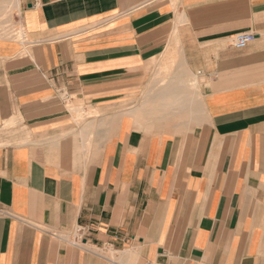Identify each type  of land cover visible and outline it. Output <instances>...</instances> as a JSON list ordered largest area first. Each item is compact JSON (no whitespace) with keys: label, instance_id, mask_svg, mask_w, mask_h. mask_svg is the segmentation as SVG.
<instances>
[{"label":"crops","instance_id":"0c3cea01","mask_svg":"<svg viewBox=\"0 0 264 264\" xmlns=\"http://www.w3.org/2000/svg\"><path fill=\"white\" fill-rule=\"evenodd\" d=\"M17 13L26 43L0 38V264H264V0ZM174 52L198 88L155 77Z\"/></svg>","mask_w":264,"mask_h":264},{"label":"rangeland","instance_id":"374dc122","mask_svg":"<svg viewBox=\"0 0 264 264\" xmlns=\"http://www.w3.org/2000/svg\"><path fill=\"white\" fill-rule=\"evenodd\" d=\"M17 6H18V0H0V38H5L8 40H13L25 44L27 38L25 36L24 28L19 23ZM232 47L235 50H241L234 47L233 44ZM169 55H162L153 64V67L155 68V72H156L155 77L158 78V81L162 84L170 82L173 79L174 74H177V72L181 71L183 72L182 74L183 78L187 79L188 82L192 84V87L194 89L198 88L199 85L201 84V79L198 78V76H196L194 73L189 74V71H187V69L185 68L182 59L178 57V52L177 54L175 53V55L174 54H169ZM63 97L64 99L67 98L65 94L63 95ZM68 109L72 114H74L76 119L83 120L88 114V112L84 111L82 102L77 100H74L73 103L69 102ZM173 111L174 110L172 109L171 111L169 112L166 111V112L174 113ZM144 124L146 126L149 124L153 125L152 123L146 121L144 122ZM166 125L173 126L175 124L167 123Z\"/></svg>","mask_w":264,"mask_h":264},{"label":"built area","instance_id":"2783aa9c","mask_svg":"<svg viewBox=\"0 0 264 264\" xmlns=\"http://www.w3.org/2000/svg\"><path fill=\"white\" fill-rule=\"evenodd\" d=\"M253 39V34L250 33H240L236 34L233 39V46L237 49L244 48L248 42H250ZM89 237V231L84 226H77L72 234V238L70 239V243L73 245H79L83 242L87 241V238Z\"/></svg>","mask_w":264,"mask_h":264}]
</instances>
